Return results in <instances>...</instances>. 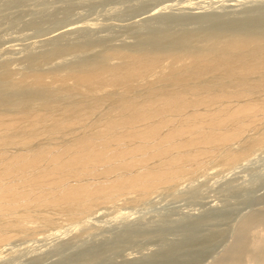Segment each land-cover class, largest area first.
Returning a JSON list of instances; mask_svg holds the SVG:
<instances>
[{"label": "rangeland", "instance_id": "rangeland-1", "mask_svg": "<svg viewBox=\"0 0 264 264\" xmlns=\"http://www.w3.org/2000/svg\"><path fill=\"white\" fill-rule=\"evenodd\" d=\"M261 17L264 18V0H0V105H3L0 106V113L5 111L3 113L5 116L22 120L19 111L23 108L27 111H35V109L42 111L44 104L51 107L52 112L56 114H53L54 117H59V113L62 111L64 113L68 106L75 109L81 104L79 107L82 106V109L91 106L95 109L90 115L88 114L89 123L86 122L87 125L84 126L89 129L92 120L97 118L95 122H100L108 112L112 115L116 111L115 103L124 96L123 90L107 86L103 89L108 91L99 89L96 90L97 93H86V96L82 91L69 89L73 84L72 80L59 81L61 76L68 77L80 70H89V67L92 70L96 65L122 67L123 52L127 55L130 53L147 55L151 52V57L152 54L162 56L165 51H167L166 56L178 55L186 48L182 44L188 43L189 40L195 41L191 42L194 46L187 49L189 52L195 51L196 47L203 44L215 46L216 41L219 40L220 44L215 46L216 48L223 43L226 44V38L231 36L244 38V27L245 29L253 25L258 27ZM234 29L235 33L232 32ZM222 34L224 38L215 41V38L219 35L223 36ZM226 35L229 36L225 38ZM206 38L208 41L204 40ZM149 42H155L154 47L158 48L153 49ZM172 42L183 43L180 48L171 50ZM207 47L202 48L204 52ZM181 52L182 55L179 56L185 58L183 51ZM206 52L211 54L209 50ZM184 54L186 55L185 52ZM168 64L170 62L165 64L163 62L162 65L166 66L161 69L159 68L162 66L156 68L153 77L148 78V82L153 81L156 74L162 76L161 71L164 75L173 70V68L168 70ZM177 69L175 71H178ZM175 71L173 70V73ZM184 71L179 68V72ZM37 73L44 76V85L30 83L32 75ZM178 75L177 73L176 76ZM208 76H205L207 81L202 80L204 84L212 83L211 77L214 75ZM248 80L250 81V78ZM225 81L229 83V80ZM249 81L248 83L251 82ZM150 84L153 89H157L158 85L163 90L171 88L168 83L161 84L160 81ZM147 88L146 81H142L132 90V95L143 100ZM35 93L39 96L33 95ZM254 96L264 99V90L259 93L257 90ZM28 97H34L33 102H30ZM9 98L16 103L12 104ZM235 102L233 101L232 104ZM108 107L115 108L109 111ZM71 111L73 112L70 110L65 113H72ZM259 116V121L249 124L246 130L243 129L226 145L220 146L219 149H216L218 146L215 147L211 153L198 155L199 162L187 164L185 171L181 172L179 177L158 185L145 195L134 190H124V194L122 191V193L118 192L111 200L98 201L72 216L64 211L63 205L31 206L22 226L11 225L1 229L3 226L0 225V264H61L84 249H90L98 244L109 245L112 239L116 240L117 237L125 234L127 228L129 230L132 228L133 232H140L142 235L139 236L140 239L136 238L135 242L133 240L131 244L117 250L118 252H108L109 255L111 253L115 255V257L107 255L114 259L113 262H117L115 264H142L141 261L146 259L155 261L157 258L167 261L169 256L167 252L156 253L161 243L163 245L166 243L164 246L167 250L170 243L177 244L173 253L177 257L188 254L185 263L189 264H194L197 252L204 253L213 246L212 251L216 252L203 264H216L218 258L220 259L218 261L223 262L237 240L239 234L237 232L236 235V231L243 228L241 226H244V222L249 219H264V142L257 143V146L253 143L264 134V109L259 112ZM17 122L19 129L14 133L17 140L13 144H6L9 150L5 148L6 154L23 151L24 148L41 147L45 142L58 147V144L61 146L70 141L71 137L81 134L82 130L81 126H75V131L72 128L73 131H60L56 134L53 132L54 136L39 131L40 136L35 137L37 139L32 137L25 139V144L24 142L22 144L26 146L22 147L19 137L24 135L28 137V135L22 131L24 122L23 124L21 121ZM49 123L50 120L41 126L45 127ZM46 134H49L48 137ZM227 154L236 155V159L230 164L224 163L223 158ZM70 180L71 178L66 179V181ZM36 190L32 192L31 198L47 199L49 196L50 191L47 188ZM43 190L48 193H41ZM20 208L18 210H22ZM9 216L7 217H15V215ZM1 218L0 223L3 220ZM204 218L209 220V223L201 225L206 229L204 232L195 233L196 231L184 230L178 226L186 221L197 219L199 222ZM6 220L8 222V219ZM261 223L257 225L260 228H253L252 233L249 234L254 249L247 247V251L243 254L244 257L250 253V264H257L253 259L256 257L254 250H261L264 253V224ZM176 226L180 230V238L178 235L179 239H177L176 234L171 233L165 236L168 240L166 241L161 230ZM216 229H221L223 235L220 237L216 235L217 233L213 232ZM173 236L176 239H172ZM204 238L214 240L211 243L213 245L201 244ZM111 263L112 261L106 264Z\"/></svg>", "mask_w": 264, "mask_h": 264}, {"label": "bare ground", "instance_id": "bare-ground-1", "mask_svg": "<svg viewBox=\"0 0 264 264\" xmlns=\"http://www.w3.org/2000/svg\"><path fill=\"white\" fill-rule=\"evenodd\" d=\"M258 25V27L253 25L246 29L244 27V38L238 39L232 36L231 38H226L229 36L226 35V44L223 43L216 48L215 46L220 44L217 39L224 38L223 34V36H220V34L218 38H215V41L217 40L215 46H212L214 44H212L211 47L208 44H203L196 47V50L193 52H189L187 49L194 46L191 43L192 41L195 42L194 40H189V42L185 44H182L183 42H172L170 44L171 50L178 49L182 45L186 46L185 50H181L185 58L179 56L182 55L181 51L179 54L173 53L178 54L174 56H166L165 54L167 51H165L166 53L152 52L154 54L165 53L162 56H153L152 54V57L150 56V51L147 55H136V53L127 55L125 54L126 52H123V58L120 57L123 59V65L121 64L122 67L96 65L92 70L89 67V70L83 69L84 71H75L76 73L69 75V78L59 77V81L71 79L73 84L69 89L82 91L85 95L86 93L90 94V92L94 93L99 89L102 90L107 86H112V89L118 87L121 88V91L123 90L124 96L115 103L116 111L113 113L111 112L112 115L108 112V115L111 116L105 113L107 116L104 120L98 118L100 122H95L97 118L92 120L93 122L90 120L92 123L89 129L84 126L87 125L86 122L89 123V121H87V118L89 119L88 114L90 115L95 109H93L92 106L91 108L88 107V109H82V106L79 107L81 104L77 108L75 107V109L69 108L68 106L64 113L63 111L59 113V117H54L53 114H56L52 112L51 107L45 106L44 104H42V111H40V109L38 111L36 109L35 111H27L24 108L19 111V109L18 111L19 114H21L22 120L7 115L5 116V114H3L5 111L0 113V218L2 217L1 219H3L1 220L2 223H0V225L3 226L1 229L11 225H21L25 221L24 219L28 217V208L37 204H48V206L49 204L54 206L63 205L64 211L69 216H72L82 209L91 207L98 201L111 200L114 196L116 197V193L123 192L124 190H134L138 191L141 195H145V193L156 188L158 185L171 182L177 176L179 177L180 173L185 171V166L187 164L199 162L197 158L198 155L201 156L200 154L202 153H211L217 146L218 148L216 149H219L220 146L226 145V143L234 139L243 129L246 130L249 124L252 122L254 124L257 120L259 121V112L264 109V99L260 98V96H254V94H256L257 90L258 93L264 90L263 17H261ZM255 27H257V30H255ZM218 28L221 30L220 27ZM215 30L217 31L218 29ZM229 30H231L230 27ZM232 32L235 33L236 30L234 29ZM257 35H261L262 37ZM204 40L208 41L207 38ZM153 43L155 42H149L148 44L153 47V49H157L158 47L155 48L154 46L156 45ZM205 47L208 48L207 50H209L211 54L207 53V50L204 52L202 48L205 49ZM189 54L192 55L190 56ZM163 62L164 64L170 62L167 66L169 68L168 70L173 68L175 71V69L178 68V71H175L176 74H174L175 72L173 73V70H170L169 73L165 72L167 74L163 75V71H161L162 76L156 74L154 80L148 82V78L151 76L153 77L156 68L162 66L159 68L161 69L166 66L162 65ZM177 64L180 65L177 66ZM179 68L181 71H185L179 72ZM158 73H160V70ZM177 73L179 75L182 73V75L176 76ZM206 75H214L211 77L213 78V81H211L212 83L208 82L207 84L206 82V84H204V82L207 81ZM28 76L31 77L30 75ZM249 78L252 83L248 80ZM158 80L161 84L168 83L171 85V88L163 90L160 85L156 87L157 89H153L149 86L150 83H159ZM202 80L205 81L203 82ZM225 80H229V83ZM142 81H146L148 88L147 94L143 97L144 99L139 100L132 95V90L136 86H139V83ZM248 81L250 83H248ZM43 82H45L43 75L38 73L32 75L30 82L32 85H41ZM152 86L155 88L154 85ZM104 90L105 89H103V91ZM33 95L39 96L38 93ZM33 98L34 97H30L29 99L31 101H29L33 102ZM232 98H235V100H231ZM9 100L11 101L10 98ZM231 101L236 102L232 104ZM15 103L12 102V104ZM97 104L96 106H98ZM113 108L111 107V109ZM111 109L109 111H111ZM70 110H73V112L65 113ZM13 112L15 111L13 110ZM49 120L50 123L48 125L45 127L41 126ZM17 121H21L22 124L24 122V129H22V131L28 135V137H24L25 135L19 137L21 144L22 142L25 144V139L27 138L40 136L39 131L51 133L50 135H53V132L56 134V132L60 131H70L72 128L75 131V126H81L82 130L81 134L76 135L74 138L71 137L70 141H67L61 146L58 144V147L45 142L41 147L24 148V150L21 148L23 151H15V153L6 154V146L10 143L13 144L17 140L14 134L16 130L19 129ZM263 139L264 134L253 143L255 145L257 143L262 144V142H264ZM24 144H22V147ZM235 154H227L225 158H223L224 163H232L236 159ZM211 155H213V153ZM85 177L88 178L85 179ZM67 178H71L72 181H66ZM42 188H47L50 191L47 199H44V197L41 199L40 197L31 198V194L34 190ZM43 192L46 193L47 191L43 190L41 193ZM19 207H21L22 210H18ZM9 215H15V217L8 218L7 216ZM6 219H8V222ZM247 219L249 218H246V220ZM45 220L47 221L48 219ZM245 222L244 226H241V228H243L240 231H236V235L237 232L239 235L236 238L237 240L232 250H229V254L227 252L229 256L227 255L226 258V254H224L223 256L226 259L222 262L218 261L220 260L218 258L216 259L217 263H251L249 261L250 253L244 255V257L243 254L247 251V247L254 249L249 234L252 233L251 230L253 228L259 227L257 225H260L261 222L264 224V219H249L246 223ZM207 223H209V220L204 218V220L199 222H197V219L191 222L186 221L178 226H181L184 230L190 229V231H196L195 233H198L206 231L201 225ZM178 226L175 228H163L161 230V233L164 234L163 238L165 239V236L171 233H175L176 238L179 235L180 238ZM127 230L129 232L125 230L126 233L119 237L116 235L117 238L114 237L116 240L112 239V243L106 241L109 245L98 244L90 247V249H84V251L77 253L69 260L61 262V264H106L111 261V264L117 263L113 262L114 259L112 260L111 257L109 258L107 256L109 255L108 252L115 251L116 253L117 250H121V248H124V246L131 241L134 240L135 242L136 238L140 239L139 236L142 235L140 232H133L132 228L130 229L132 231L128 228ZM213 232L217 233L216 235L219 237L223 235L221 229H216ZM174 237L175 236H173L172 239H176ZM204 239L201 244H207L208 246L213 245H211V243L214 240ZM165 240L168 241L167 239ZM145 242L147 243V241ZM161 244L158 246L160 249L156 253L160 254L162 252H167L169 254L168 262L166 260L163 261L161 258H157L155 261L146 259L141 261V263L189 264L185 263L187 262L188 256L186 255L188 254H178L179 256L177 257V255L173 253L174 247L178 246L177 244L170 243L169 250L164 246L166 243H164V245L163 243ZM212 248L214 247L208 248L204 253L197 252L194 264L200 262L203 264L208 258H212V254L216 252L212 251ZM255 251L256 253L254 254L256 257H253L254 261H256L257 264H262V262L264 264V253L257 249L254 250V252ZM113 257H115V255ZM178 261H180V263H177ZM133 262L134 261H132V263Z\"/></svg>", "mask_w": 264, "mask_h": 264}]
</instances>
